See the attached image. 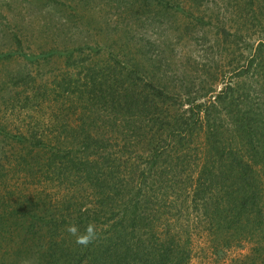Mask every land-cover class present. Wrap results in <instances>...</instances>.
Here are the masks:
<instances>
[{
  "label": "rangeland",
  "instance_id": "obj_1",
  "mask_svg": "<svg viewBox=\"0 0 264 264\" xmlns=\"http://www.w3.org/2000/svg\"><path fill=\"white\" fill-rule=\"evenodd\" d=\"M242 81L249 85L244 94L261 103L264 0H0V196L20 201L19 207L0 204L13 210L0 231V263L41 264L49 238L76 244L68 226L83 233L79 226L92 214L83 215L82 223L59 224L60 236L35 222L36 215H26L23 200L42 215L46 203L48 218L54 209L73 218L78 213L65 203L54 208L71 182L51 183L45 165L20 168L14 150L20 140L57 152L53 135L62 133L91 152L101 137L110 152L128 144L127 154L140 162L147 160L149 144L138 136L143 117L153 123L151 116L166 101L177 116L221 98L215 110L232 126L235 88ZM22 151L32 165L38 148L26 145ZM71 190L79 194L81 188ZM85 203L93 206L87 194ZM116 208L108 206L110 214ZM183 217L182 239L189 235L191 249L187 264H264V235L256 232L216 252L209 232ZM33 222L35 235L22 240L24 232L16 230ZM13 228L14 241L4 234Z\"/></svg>",
  "mask_w": 264,
  "mask_h": 264
},
{
  "label": "trees",
  "instance_id": "obj_2",
  "mask_svg": "<svg viewBox=\"0 0 264 264\" xmlns=\"http://www.w3.org/2000/svg\"><path fill=\"white\" fill-rule=\"evenodd\" d=\"M236 86L238 112L232 126H226L224 116L215 110L219 97L177 116L163 105L166 101L159 106L157 116H151L153 123L141 117L145 127L138 136L148 139L149 144L148 158L140 162L138 156L127 154L128 144L110 152L101 137L94 140L91 152L85 144L68 142L62 133L53 135L52 146L57 152L46 151L47 145L42 151L45 143L29 145L20 140L21 146L14 149L22 160L20 168L27 171L45 165L50 174L45 177L51 183L71 182L54 208L65 203L78 213L73 218L71 213L58 214L54 209L48 218L46 203L42 201V215L23 200L26 215H36L35 222L46 224L48 233L57 229L60 236L64 232L59 224L74 219L85 222L83 215L92 212L88 224L79 227L83 230L95 222L98 234L87 247L52 236L46 244L47 254L38 257L41 264H187L191 249L189 235L182 239L179 216L183 215L209 232L216 252L233 242L251 239L256 232L264 235V98L255 104L244 94L249 87L246 81ZM228 131L229 139L225 137ZM70 133L74 135L72 129ZM26 145L38 148L32 165L24 158ZM73 186L81 188L79 194L72 193ZM86 194L93 202L89 208H85ZM7 196H0V204L19 207L18 199ZM108 206L117 208L110 214ZM83 207L86 213L81 212ZM0 213L6 216L4 219L0 214V220L4 219L1 231L13 210L1 206ZM49 219L54 227H49ZM35 222L16 230L24 232L22 240L35 235ZM4 234L14 241V228Z\"/></svg>",
  "mask_w": 264,
  "mask_h": 264
},
{
  "label": "clouds",
  "instance_id": "obj_3",
  "mask_svg": "<svg viewBox=\"0 0 264 264\" xmlns=\"http://www.w3.org/2000/svg\"><path fill=\"white\" fill-rule=\"evenodd\" d=\"M67 231L75 237L76 244L83 245L85 247L98 238L97 231L93 224H89L83 233H79V230L75 225L68 226Z\"/></svg>",
  "mask_w": 264,
  "mask_h": 264
}]
</instances>
